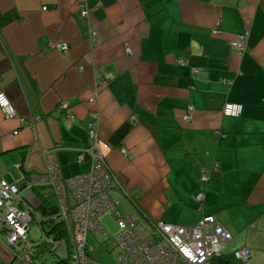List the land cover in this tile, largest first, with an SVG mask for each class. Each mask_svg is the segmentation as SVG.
<instances>
[{"label": "crops", "instance_id": "0c3cea01", "mask_svg": "<svg viewBox=\"0 0 264 264\" xmlns=\"http://www.w3.org/2000/svg\"><path fill=\"white\" fill-rule=\"evenodd\" d=\"M245 30L238 54L229 42ZM0 92L16 113L0 111V180L23 207L54 193L49 151L63 177L88 170L77 154L91 129L136 204L121 214L213 216L232 237L203 264H264V0H0Z\"/></svg>", "mask_w": 264, "mask_h": 264}, {"label": "built area", "instance_id": "2783aa9c", "mask_svg": "<svg viewBox=\"0 0 264 264\" xmlns=\"http://www.w3.org/2000/svg\"><path fill=\"white\" fill-rule=\"evenodd\" d=\"M87 11L83 6L81 14L87 16ZM247 36L248 31L245 30L231 42L238 54L245 51ZM56 47L61 51L66 50V45ZM193 70L197 71L196 68ZM60 107L65 108L67 104ZM0 111L6 118L16 116L13 106L2 92ZM241 111L242 106L239 103H225L222 108V114L228 117H237ZM189 118L188 112L184 119ZM17 133V130L12 132L13 135ZM89 138L94 141L92 148H97L96 132L90 129ZM92 156L93 161L87 173L62 179L54 152L49 151L45 154L49 171L47 179L57 195L55 197L62 207V216L71 232L74 264H98L87 255L91 250L89 234L102 235L106 246L113 245L118 249L114 258L115 264H203L218 256L222 245L231 239L232 235L222 225L216 224L213 216H202L192 227L158 221L147 228L133 215L119 216L115 212L114 202L108 195L109 187L117 182V178L106 170L98 150L94 151ZM67 192H70L73 199L71 205L68 204ZM19 193L20 186L0 182V232L5 233L6 244L9 247L26 241L31 220L27 210L13 204L20 198ZM195 199L201 201L203 192H199ZM104 212L115 213L117 232L112 239L107 237L104 227L98 220ZM60 246L58 243L53 248L57 250ZM32 251L31 245L26 242L21 252L17 254L15 264H30ZM234 255L246 261L249 258V251L244 247L239 248L234 251Z\"/></svg>", "mask_w": 264, "mask_h": 264}, {"label": "trees", "instance_id": "16d2710c", "mask_svg": "<svg viewBox=\"0 0 264 264\" xmlns=\"http://www.w3.org/2000/svg\"><path fill=\"white\" fill-rule=\"evenodd\" d=\"M83 6H85V4H81L79 5L78 9H79V14L81 16H83L81 13H82V10H83ZM87 8V10H89L88 6H85ZM46 7H43V10H45ZM87 15H88V11H87ZM83 17H86V16H83ZM215 30V31H214ZM218 30L217 28H214L212 30L213 33H216ZM247 31V30H246ZM92 31H89V38L90 40L93 39V35L91 36V33ZM243 33V32H242ZM241 34V33H239ZM239 34H236V36L230 40L229 44L231 46V48L237 53L236 49L231 45V42L239 35ZM247 39H248V36H247ZM247 39H246V49H247ZM58 45H65V44H58ZM59 49V48H58ZM245 49V51H246ZM60 50V49H59ZM61 51V50H60ZM244 51V52H245ZM64 52V51H62ZM99 83V78L98 76H96V79H95V83ZM3 93V92H2ZM4 94V93H3ZM8 99V98H7ZM9 100V99H8ZM10 102V101H9ZM11 103V102H10ZM225 103H233V102H225ZM224 103V104H225ZM223 104V106H224ZM12 105V103H11ZM13 106V105H12ZM242 106V105H241ZM58 107V106H57ZM223 108V107H222ZM242 112V111H241ZM240 112V114H241ZM239 114V115H240ZM16 115V113H15ZM239 117V116H237ZM26 119V118H24ZM90 131V130H89ZM89 133V132H88ZM88 143L86 145H84L83 147H81V150L78 152L77 154V157L78 159L81 158V160L83 159H87V161L89 162V167H88V170L87 171H84V172H81V173H78V174H75V175H71L69 177H73V176H78L79 174H83V173H87L89 170H90V166L92 164V161H93V156H92V153L95 151L100 153L101 155V159H103V162H104V165H105V168L106 170L112 174V172L110 171V169L107 167L105 161H104V157H103V154L101 153L100 151V148L98 146V140H96V147L95 149L92 148V145L94 143V141L90 140V138L88 137ZM86 156V158L84 157ZM57 165H58V170H59V174H60V177L62 179L64 178H68V177H63L61 175V168H60V164L57 160ZM116 177V176H114ZM1 181H5V180H0ZM6 182V181H5ZM8 183V182H6ZM9 184V183H8ZM33 187V186H31ZM111 189H116L121 195L122 197H125L126 200L124 201H127L128 203H133V206H136V204L130 199V197L128 196V194L126 193V191H124L122 189V187L119 185L118 181L117 182H114V185L109 187L108 189V195H109V191ZM121 189V190H119ZM19 196L20 198L16 199L17 200V205L18 208H23V210H27L29 212V216L31 217V220L30 222H32L33 220H36L38 222V225H39V228H40V231H41V235L44 237L45 239V242L48 244L47 245V249L43 250V249H38V246H37V242H34V243H31L29 241H27V235H26V241L25 242H22V243H17L15 246H12V247H9L7 246L6 244V239H5V233L3 231H1L0 233L4 236L3 237V240H2V244L3 246L8 249L11 253H12V256L13 258L10 260V262L8 263H2L0 262L1 264H15L16 262V256L18 253L21 252L24 244L27 242L28 244L31 245V249L33 250L32 251V255H30V264H74L73 262V259H72V244H71V237H70V231H68V228H67V224H66V221L64 220L63 216H62V207L61 205L59 204L58 202V199L55 197L57 196L55 193H50L48 194L47 196H42L40 199H39V204L38 206L35 208V209H28V207L24 206L21 204L22 203V199H23V195L21 193V190H20V193H19ZM110 196V195H109ZM111 198V196H110ZM67 199H68V204L71 205L73 203V199L71 197V194L70 192H67ZM112 199V198H111ZM54 200H56L57 203L54 202ZM114 202V200H112ZM116 203V202H115ZM114 203V204H115ZM131 203V204H132ZM34 210H36L39 214V216H37L36 218H34L35 216V213H34ZM115 212L119 215V216H127V215H133L135 218L139 219L140 222L143 220V218L140 217L139 213L137 214V212H135V210H133L132 212H130L129 214H121L118 209L116 208V204H115ZM110 213V212H109ZM112 216L114 217L115 219V226H116V232H117V225H116V217H115V213H111ZM100 217V216H99ZM99 220V218H98ZM29 222V223H30ZM100 222V221H99ZM197 223V222H196ZM101 224V223H100ZM141 224L144 226V224L141 222ZM152 224V222H147L146 225L144 226L145 228H147L148 226L150 227ZM102 225V224H101ZM196 225V224H195ZM194 225V226H195ZM28 228H29V224H28ZM104 231L106 232L105 228H104ZM115 232V234H116ZM107 233V232H106ZM27 234H28V230H27ZM114 234V235H115ZM99 236V235H98ZM102 236V235H101ZM107 237L108 234H107ZM60 243L61 246L55 250L53 247ZM105 242H103V236H102V241L99 243L101 246H103L104 248L106 247V245L104 244ZM21 249L17 251V247L18 246H21ZM1 246V244H0ZM20 251V252H19ZM90 251L89 250L87 252V255L90 259H92L91 255H90ZM118 251V250H117ZM47 253L49 256L52 255V258H50L49 256L48 257H45V255H43L44 253ZM220 254V252H219ZM250 255V254H249ZM217 258V256L215 257ZM215 258L211 259L210 261L212 260H215ZM93 261H95L94 259H92ZM247 261V260H246ZM246 261H243V262H246ZM97 262V261H95ZM208 262V261H207ZM98 263V262H97ZM99 264V263H98Z\"/></svg>", "mask_w": 264, "mask_h": 264}, {"label": "rangeland", "instance_id": "374dc122", "mask_svg": "<svg viewBox=\"0 0 264 264\" xmlns=\"http://www.w3.org/2000/svg\"><path fill=\"white\" fill-rule=\"evenodd\" d=\"M17 186H19V185H17ZM24 195H25V193L23 192V196ZM110 196L116 202V208L120 212L124 213L127 210L124 199H122L118 196H115V193H113V192H110ZM33 200L35 202V199H33ZM54 202L57 203L56 200H54ZM13 204L16 206L17 200H15ZM31 204L34 205L33 203H31ZM34 213H35L34 218L39 216V214L36 210H34ZM99 221L102 224V226L105 228L110 239H112V236L116 232L115 219L112 216V214L109 212H104L99 217ZM3 237L4 236L0 233V244H1V246H0V262L8 263L13 258V256H12V253L8 249H6L3 246V244L1 243L3 240ZM88 240L91 243L90 255H91L92 259L97 261L99 264H115L114 258H115L116 253L118 252L117 251L118 249L116 247H113V245H112V247L106 246L105 248L103 246H101L99 244L102 241L101 235L92 236L89 234ZM27 241H29L31 243L37 242L38 249H43V250L47 249L48 244L45 242L44 237L41 235V231H40L38 222L36 220H33L32 222L29 223ZM22 246L23 245L18 246L17 251L20 250ZM43 255H45V257L49 256L46 252ZM49 257L52 258V255H50Z\"/></svg>", "mask_w": 264, "mask_h": 264}, {"label": "bare ground", "instance_id": "6f19581e", "mask_svg": "<svg viewBox=\"0 0 264 264\" xmlns=\"http://www.w3.org/2000/svg\"><path fill=\"white\" fill-rule=\"evenodd\" d=\"M69 231V230H68Z\"/></svg>", "mask_w": 264, "mask_h": 264}, {"label": "water", "instance_id": "95a60500", "mask_svg": "<svg viewBox=\"0 0 264 264\" xmlns=\"http://www.w3.org/2000/svg\"><path fill=\"white\" fill-rule=\"evenodd\" d=\"M1 264V263H0Z\"/></svg>", "mask_w": 264, "mask_h": 264}]
</instances>
